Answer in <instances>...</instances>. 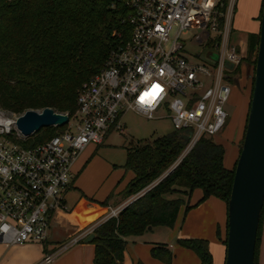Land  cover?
I'll return each instance as SVG.
<instances>
[{
    "label": "built area",
    "instance_id": "obj_1",
    "mask_svg": "<svg viewBox=\"0 0 264 264\" xmlns=\"http://www.w3.org/2000/svg\"><path fill=\"white\" fill-rule=\"evenodd\" d=\"M118 2L125 12L120 19L125 27L117 33L120 43L102 69L82 83L75 118L69 117L63 131L25 147L11 139L25 137L5 124L17 115L0 111V241L7 245L33 242L44 247L54 211L66 209L73 163L88 144L102 145L111 130L123 132L126 111L147 119L168 118L174 130H183L187 144L178 161L201 137H212L226 125L231 79L244 57L232 41L237 0ZM192 28L198 31L186 45L182 36ZM153 85L163 91L151 104L141 103ZM127 203L44 250L37 264H51L58 252L81 241Z\"/></svg>",
    "mask_w": 264,
    "mask_h": 264
},
{
    "label": "trees",
    "instance_id": "obj_2",
    "mask_svg": "<svg viewBox=\"0 0 264 264\" xmlns=\"http://www.w3.org/2000/svg\"><path fill=\"white\" fill-rule=\"evenodd\" d=\"M263 3L264 0L260 21ZM124 14L118 0H0V109L19 115L28 109L49 107L67 112L74 119L78 90L102 69L109 52L120 43L117 33L125 27L120 22ZM220 25L223 26V19ZM259 40L260 30L248 35V53L234 69L235 77L242 73L246 60L255 72ZM253 85L254 75L251 95ZM65 128L45 127L23 141L11 139L32 147ZM186 144L185 132L172 128L127 151L124 167L132 172V177L122 195L134 198L116 216L107 217L94 228L93 264H122L127 238L155 225L172 226L180 206H191L188 197L194 188L202 190L200 200L213 195L228 204L238 159L233 168L225 167L224 146L212 137H201L178 161ZM263 221L264 205L256 264ZM176 240L192 248L200 264L212 263L207 239ZM151 254L164 264H171L172 253L166 243L153 245Z\"/></svg>",
    "mask_w": 264,
    "mask_h": 264
},
{
    "label": "crops",
    "instance_id": "obj_3",
    "mask_svg": "<svg viewBox=\"0 0 264 264\" xmlns=\"http://www.w3.org/2000/svg\"><path fill=\"white\" fill-rule=\"evenodd\" d=\"M260 0L257 30H260L261 21L258 19L261 10ZM241 21H239V24ZM236 31L234 27V32ZM240 47V46H239ZM241 49V47H240ZM244 49H241L243 51ZM243 53V52H242ZM251 85V82H250ZM77 157L72 165L75 178L65 192L66 209L54 211L48 238L41 244L26 242L22 244L7 245L0 241V264H37L44 250L56 248L62 241L71 236L76 230L86 225H91L105 217L112 208L116 197L122 196V190L132 177V172L123 169L112 170L111 182L101 191L96 186H86L81 181V175L89 165V159ZM105 169H110L109 167ZM105 169L99 177H107ZM202 190L194 188L185 204L180 206L175 222L168 228H159L156 237L142 239L140 236L127 238L123 250L122 264H164V262L151 254V248L156 243H166L171 250V264H200L197 253L189 247L177 242L178 237H200L208 241L212 256L211 264H225L226 243L228 233V204L218 196H208L200 200ZM128 198V197H127ZM106 200V203L103 201ZM131 201V198L127 202ZM94 243L89 240L81 241L61 250L53 258L51 264H93Z\"/></svg>",
    "mask_w": 264,
    "mask_h": 264
},
{
    "label": "rangeland",
    "instance_id": "obj_4",
    "mask_svg": "<svg viewBox=\"0 0 264 264\" xmlns=\"http://www.w3.org/2000/svg\"><path fill=\"white\" fill-rule=\"evenodd\" d=\"M234 18V27L236 31L232 35V41L244 49V56L248 53V35L257 29L258 20L255 19L259 13L260 0H237ZM239 21L241 23L239 24ZM198 31L192 28L187 34L183 35L186 45L191 41L192 36ZM259 32V29L257 30ZM188 49H196L194 45H188ZM206 53V49H203ZM216 54L212 53L211 58L215 59ZM189 59L190 56H186ZM202 59V58H201ZM196 60V59H195ZM244 62V61H243ZM242 76L239 83L231 82V93L226 104V110L229 113L227 122L223 130L213 135L216 142L222 144L225 148V167L231 169L234 167L242 149L246 124L251 104L252 77L255 74L253 66L249 61H245ZM250 64V65H247ZM251 66V67H250ZM247 79V80H246ZM4 116L13 117L15 114L1 110ZM123 132L111 130L102 145L88 144L80 153L81 157L90 160L81 175V181L86 186H96L95 189H103L111 182L112 170L123 169L127 157V151L141 141L153 139L157 136L168 133L173 126L168 118L147 119L132 111H126L122 118ZM14 131V127L12 126ZM16 133V132H15ZM79 154V155H80ZM109 167L110 169H105ZM105 169L107 177H99ZM72 172V170H71ZM75 174L73 173V179ZM201 190L200 188H198ZM180 196V194H178ZM173 196H176L173 194ZM132 196L122 199V196L116 197L113 201L112 208H117ZM186 203V201H185ZM168 228L167 225H155L139 235L130 236L131 239L141 237L144 239L156 237L159 228ZM258 264H264V221L260 232L258 243Z\"/></svg>",
    "mask_w": 264,
    "mask_h": 264
},
{
    "label": "water",
    "instance_id": "obj_5",
    "mask_svg": "<svg viewBox=\"0 0 264 264\" xmlns=\"http://www.w3.org/2000/svg\"><path fill=\"white\" fill-rule=\"evenodd\" d=\"M233 68L232 63H227ZM69 120L67 112L46 107L28 109L7 120L24 137L45 127H61ZM264 205V3L254 85L248 121L235 177L228 200V233L225 264H256L255 250L261 211ZM91 231L84 239L91 240Z\"/></svg>",
    "mask_w": 264,
    "mask_h": 264
},
{
    "label": "snow or ice",
    "instance_id": "obj_6",
    "mask_svg": "<svg viewBox=\"0 0 264 264\" xmlns=\"http://www.w3.org/2000/svg\"><path fill=\"white\" fill-rule=\"evenodd\" d=\"M162 91L163 89L159 85H153L152 89L141 97V103L151 104Z\"/></svg>",
    "mask_w": 264,
    "mask_h": 264
},
{
    "label": "flooded vegetation",
    "instance_id": "obj_7",
    "mask_svg": "<svg viewBox=\"0 0 264 264\" xmlns=\"http://www.w3.org/2000/svg\"><path fill=\"white\" fill-rule=\"evenodd\" d=\"M243 66H244V65H243ZM242 74H243V73H241L240 75H238V76L235 77V79H236L235 82H234L235 84H236V83H239V84H240V79H241ZM246 80H247V79H246ZM251 83H252V82H251Z\"/></svg>",
    "mask_w": 264,
    "mask_h": 264
},
{
    "label": "clouds",
    "instance_id": "obj_8",
    "mask_svg": "<svg viewBox=\"0 0 264 264\" xmlns=\"http://www.w3.org/2000/svg\"><path fill=\"white\" fill-rule=\"evenodd\" d=\"M145 104H147V103H145Z\"/></svg>",
    "mask_w": 264,
    "mask_h": 264
}]
</instances>
